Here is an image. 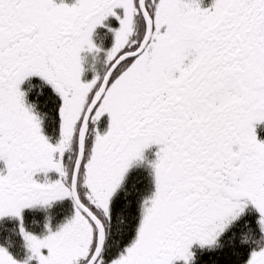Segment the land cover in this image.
<instances>
[{
	"label": "snow or ice",
	"instance_id": "6c2138e0",
	"mask_svg": "<svg viewBox=\"0 0 264 264\" xmlns=\"http://www.w3.org/2000/svg\"><path fill=\"white\" fill-rule=\"evenodd\" d=\"M0 264H264V0H0Z\"/></svg>",
	"mask_w": 264,
	"mask_h": 264
}]
</instances>
